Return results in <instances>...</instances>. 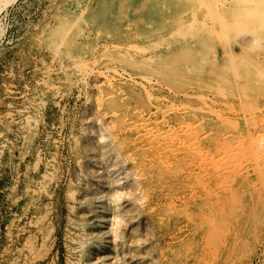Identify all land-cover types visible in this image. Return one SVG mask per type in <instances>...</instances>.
I'll return each instance as SVG.
<instances>
[{
    "label": "rangeland",
    "instance_id": "obj_1",
    "mask_svg": "<svg viewBox=\"0 0 264 264\" xmlns=\"http://www.w3.org/2000/svg\"><path fill=\"white\" fill-rule=\"evenodd\" d=\"M118 1L111 0L110 9L104 10L103 0H0V264H85L89 256L101 261L109 256L108 249L100 248L104 229L116 264L137 255L143 264H264V85L232 73L223 80V90L213 87L217 84L209 78L188 72L190 66L186 70L189 61L182 44L163 43L171 29L167 24L137 23L142 14L134 9L137 5ZM201 11L213 17L207 8ZM59 25L69 26L68 33L62 26L53 33ZM213 26L218 43L223 30ZM178 52L185 59L170 66ZM262 53L258 57L264 61ZM174 77L179 80L172 81ZM114 158L120 162L119 205L134 202L131 212L140 213L135 254L133 244L124 248L121 241L129 238L133 226L123 225L118 238L109 233L114 208L119 209L109 200L111 190L104 184L98 194L90 188L114 175ZM103 197L108 208L114 205L106 219L98 213ZM91 247L97 248L90 255L86 250Z\"/></svg>",
    "mask_w": 264,
    "mask_h": 264
},
{
    "label": "bare ground",
    "instance_id": "obj_2",
    "mask_svg": "<svg viewBox=\"0 0 264 264\" xmlns=\"http://www.w3.org/2000/svg\"><path fill=\"white\" fill-rule=\"evenodd\" d=\"M92 1V0H91ZM111 0H103V3H102V7L104 10H109V2ZM118 1V0H117ZM124 1V0H123ZM119 2V1H118ZM125 3H128L129 6H134V5H137L136 8H134L135 10L136 9H139L141 11V17L138 16V20H137V23L139 22H143L145 24L147 23H150L153 22L155 25H164V24H167V26L170 29V33L168 36H165V38L162 40L163 43L165 45L167 44H170V43H173V42H179L181 45V48L183 47L185 50H187V53L185 52V55L188 59V63L186 65V70L188 69V66H190L191 68L188 70V72H191L193 74H196V75H204L205 77L209 78L208 81L211 83V84H217L216 86H213V87H217L218 89L220 90H223L224 89V86L222 85L223 83V80L226 79V76L229 75V74H236V75H239L240 77H242L245 81H257L261 84L264 85V61H262L261 59H259L258 57V53H260L261 51H264V0H125ZM93 4V3H92ZM98 4H101L98 2ZM124 4V2L122 3ZM208 4H212V7L209 6L210 8H208ZM120 5V4H118ZM126 5V4H125ZM71 6V5H70ZM90 7V6H89ZM96 7V6H95ZM118 8V7H117ZM204 8H207L208 11L207 13L209 14L208 16L210 17V14L212 13L213 14V17L212 18H207V16H203L202 14H200V12H202L201 10L204 9ZM91 9V8H90ZM95 9V8H94ZM132 9V8H131ZM92 10V9H91ZM97 10V9H96ZM89 11V10H88ZM130 11V10H129ZM134 11V10H133ZM102 12V11H101ZM123 13V12H122ZM100 14V13H99ZM119 13H115L113 14V16H117ZM107 15V14H106ZM123 15H126V14H123ZM82 17V16H81ZM107 17V16H106ZM112 17V16H111ZM122 17V14L121 16ZM187 17H190V19L187 21L185 20ZM62 18V16H61ZM99 18V17H98ZM103 18V17H102ZM156 18V20H155ZM65 19V18H64ZM69 20V19H67ZM66 20V21H67ZM106 20V19H105ZM123 20V19H122ZM159 20V21H158ZM211 20V21H209ZM65 21V22H66ZM131 21V20H130ZM134 21V19H133ZM132 21V22H133ZM65 22H61V24H65ZM105 22V21H103ZM77 23V21H76ZM84 24H86L85 22H83ZM115 23V22H114ZM130 23V22H129ZM137 23H135L136 25H138ZM151 23V24H153ZM141 24V23H140ZM214 24H217L221 27V29L223 31H221V33L223 34V40H221L220 42H216L213 38V31H214ZM75 25V24H74ZM92 25V24H91ZM129 25V24H127ZM56 26V25H55ZM64 30L66 31V29L69 28V26L67 27V25H61ZM61 26L59 25L58 27H55V28H52L53 29V33L56 32V34L58 33V30L60 32L61 30ZM78 26V25H77ZM94 26V25H93ZM135 26V25H134ZM132 26V27H134ZM151 26V25H150ZM67 27V28H66ZM98 27V26H97ZM136 27V26H135ZM148 27V26H147ZM66 28V29H65ZM75 28V27H74ZM81 28V27H80ZM93 28V27H91ZM100 28V27H99ZM72 29V28H70ZM118 29V28H117ZM129 29V27H128ZM150 29V28H149ZM220 29V30H221ZM79 30V29H78ZM70 32L72 30H69ZM81 31V30H80ZM114 31V30H113ZM150 31V30H149ZM67 32V31H66ZM65 32V33H66ZM69 32V33H70ZM89 32V31H88ZM216 31H214L215 33ZM64 33V34H65ZM68 33V32H67ZM76 33V32H75ZM80 33V32H79ZM92 33V32H91ZM96 33V32H95ZM101 33V32H99ZM119 33V32H118ZM121 33V32H120ZM127 33V32H126ZM124 33V34H126ZM155 33V32H154ZM63 34V35H64ZM74 34V33H71V35ZM94 34V33H92ZM129 33H127L128 35ZM138 34H140L138 32ZM62 35V36H63ZM68 35V34H67ZM88 35V34H87ZM135 35V34H134ZM148 35V34H147ZM65 36V35H64ZM63 36V37H64ZM94 36V35H93ZM120 36V34H119ZM149 36V35H148ZM53 37V36H52ZM59 37V35H58ZM68 37V36H67ZM76 37V36H75ZM81 37V36H78V38ZM89 37V35H88ZM146 37V36H144ZM143 37V38H144ZM48 38V37H47ZM55 38V37H54ZM77 38V37H76ZM121 38V37H120ZM125 38V37H124ZM135 38V36H134ZM133 38V39H134ZM139 38V37H138ZM150 38V36H149ZM50 39V37H49ZM60 39V38H59ZM66 40V37L63 38ZM86 39V38H85ZM112 39V37H111ZM123 39V38H122ZM126 39V38H125ZM132 39V40H133ZM145 39V38H144ZM152 39V38H151ZM47 40V39H46ZM62 40V39H60ZM71 40V39H70ZM114 40V39H113ZM130 40V41H132ZM136 40V39H135ZM146 40V39H145ZM57 41V40H56ZM55 41V42H56ZM63 41V40H62ZM72 41V40H71ZM76 41V40H75ZM58 42V41H57ZM73 42V41H72ZM86 42V41H85ZM63 43V42H62ZM87 43V42H86ZM120 43V42H119ZM75 44V43H74ZM78 44V43H77ZM113 44V43H112ZM118 44V43H117ZM138 44V43H137ZM137 44H134V45H137ZM70 45H72L71 43H69V47H71ZM84 45V43H83ZM125 45V43H124ZM63 46V44H62ZM85 46V45H84ZM114 46V44H113ZM117 46V45H116ZM122 46V45H121ZM138 46V45H137ZM86 47V46H85ZM120 47V46H119ZM129 48V47H128ZM131 48V47H130ZM58 49V48H57ZM71 49V48H70ZM69 49V50H70ZM112 49V48H111ZM118 49V48H117ZM137 49V48H136ZM167 49V47H166ZM64 50V49H63ZM74 50V48H73ZM72 50V51H73ZM143 49H141L142 51ZM177 50V49H176ZM55 51V50H54ZM122 51V50H121ZM120 51V52H121ZM159 51V50H158ZM182 51V50H181ZM180 51V52H181ZM86 52V51H85ZM110 52V51H109ZM117 52V50H116ZM138 52V51H137ZM172 52V51H171ZM79 53V52H78ZM111 53V52H110ZM133 53V52H132ZM135 53V52H134ZM155 53V52H154ZM60 54V53H59ZM120 54V53H119ZM149 54V53H148ZM171 54V53H170ZM176 54V52H175ZM183 54V53H182ZM264 54V53H262ZM61 55V54H60ZM77 55V53H76ZM86 56V55H84ZM83 56V57H84ZM133 56V55H132ZM156 56V55H155ZM178 58H175V61L174 62H171V65L170 66H178L180 65V58L184 56H180V53L178 52V55H176ZM134 57V56H133ZM137 57V56H136ZM149 57V56H148ZM156 57H160L159 56H156ZM63 58V57H62ZM75 58V57H74ZM129 58V57H128ZM185 59V56L183 57ZM78 59V58H76ZM134 59V58H133ZM143 59V58H142ZM161 60V58H159ZM169 59V58H168ZM73 60V59H72ZM137 60V59H136ZM150 60H153L152 58ZM158 60V58H157ZM166 60V59H165ZM172 60V58H171ZM119 61V60H117ZM127 61V60H126ZM131 61V60H130ZM142 61V60H141ZM163 61V60H162ZM170 61V60H169ZM191 61V62H190ZM81 62V60H80ZM122 62V61H121ZM129 62V61H128ZM139 62V61H138ZM161 62V61H160ZM166 62V61H165ZM187 62V61H186ZM120 63V62H119ZM137 63V62H136ZM140 63V62H139ZM147 63V62H146ZM151 62H148L147 64H150ZM164 63V62H162ZM80 64V63H79ZM82 64V63H81ZM141 64H144V63H141ZM154 64V63H152ZM181 64H184V63H181ZM135 65H138V64H135ZM151 65V64H150ZM149 65V66H150ZM167 65V64H166ZM148 66V65H147ZM168 66V65H167ZM133 67V66H132ZM164 67V66H163ZM166 67V66H165ZM164 67V69H165ZM169 67V66H168ZM145 68V67H144ZM170 68V67H169ZM168 68V69H169ZM178 69L176 73H180L182 74V69H180L181 67H176ZM138 69V68H137ZM141 69V67H140ZM146 69V68H145ZM154 69V68H153ZM158 69H162L161 67L158 68ZM167 69V68H166ZM112 70V69H111ZM114 70V69H113ZM175 70V69H174ZM172 70V71H174ZM116 71V70H115ZM152 71V69H151ZM162 70H159L157 72H160ZM138 72V71H137ZM142 72V71H140ZM143 72H147V71H143ZM164 72V71H163ZM167 72V71H166ZM188 72L186 73L188 75ZM148 73H151V72H148ZM162 73V72H161ZM161 73H158V74H161ZM165 73V72H164ZM163 73V74H164ZM173 73V72H172ZM171 73V74H172ZM141 74V73H140ZM143 74V73H142ZM165 75V74H164ZM169 72H168V75L169 76ZM173 75V74H172ZM172 75H170L169 77H171ZM179 75V74H176V76ZM183 75H184V72H183ZM182 75V76H183ZM186 75V76H187ZM155 76V75H154ZM181 75H179L178 77L180 78ZM189 76V75H188ZM238 76V77H239ZM146 77V76H145ZM144 77V78H145ZM190 77V76H189ZM198 77V76H196ZM237 77V78H238ZM179 78H172L174 81H177L179 80ZM184 78V77H183ZM188 78V77H187ZM235 78V76L233 77ZM160 80L162 78H159ZM166 79V78H165ZM164 79V82H166ZM167 82H168V79H166ZM198 80V79H197ZM235 80V79H234ZM149 81V80H148ZM172 81H169V82H172ZM193 81V80H192ZM163 82V81H162ZM179 82V81H178ZM183 82V80L181 81ZM198 82V81H197ZM235 82V81H234ZM243 83V82H242ZM172 84H174V82H172ZM176 85H178L177 83H175ZM188 85V83H185ZM255 84V83H254ZM186 85V86H187ZM199 85V84H198ZM170 86V85H169ZM185 86V85H184ZM190 86V85H189ZM237 86V85H236ZM176 87V86H175ZM200 87V85H199ZM195 88V86H194ZM242 88V86H241ZM259 88V87H258ZM203 89V88H202ZM238 89V88H237ZM186 90V89H185ZM200 90V89H198ZM181 92V91H180ZM197 92V91H195ZM243 92V91H242ZM186 93V92H185ZM204 93V92H203ZM216 93V92H214ZM206 94V93H205ZM238 94V93H237ZM203 96V95H202ZM239 96V95H238ZM182 97V96H181ZM189 97V96H188ZM225 97V96H224ZM230 97V96H228ZM202 98V97H201ZM185 110V109H184ZM257 110V109H256ZM94 111V110H93ZM250 111V110H249ZM254 112V111H252ZM120 114V113H119ZM96 115V114H95ZM251 115V114H250ZM94 116V115H93ZM119 116V115H118ZM218 116V115H216ZM245 116V115H244ZM88 120V119H87ZM164 121V120H163ZM246 121V120H245ZM221 122V121H220ZM229 122V121H228ZM163 124V123H162ZM188 124V123H187ZM186 124V125H187ZM178 127V126H177ZM210 128V127H209ZM160 129V128H159ZM165 129V128H164ZM208 130V129H207ZM225 130V129H223ZM97 131V130H96ZM169 131V130H168ZM167 131V132H168ZM181 131V130H180ZM231 131V130H230ZM99 132V131H98ZM161 132V131H160ZM159 132V133H160ZM163 132V131H162ZM172 132V131H171ZM176 132V131H175ZM210 132V131H209ZM215 132V131H214ZM157 133V132H156ZM173 133V132H172ZM217 133V131H216ZM236 133V132H235ZM161 134V133H160ZM178 134V132H177ZM209 134V133H208ZM215 134V133H214ZM218 134V133H217ZM221 134V133H220ZM233 133H231L232 135ZM168 135V134H167ZM216 135V134H215ZM228 135V134H227ZM235 135V134H234ZM233 135V136H234ZM162 136V135H160ZM165 136V134H164ZM186 136V135H185ZM184 136V137H185ZM195 136V135H194ZM219 136V135H218ZM230 136V135H229ZM105 137V136H102V138ZM180 137V136H179ZM183 137V136H182ZM214 137V136H213ZM222 137H224V135H222ZM154 138V137H153ZM174 138V136H173ZM231 138V137H229ZM264 138V137H263ZM99 139V138H98ZM106 139V138H105ZM104 139V140H105ZM155 139V138H154ZM160 139V138H159ZM157 139V140H159ZM166 139V138H165ZM168 139V138H167ZM170 139V138H169ZM183 139V138H182ZM187 139V138H186ZM193 139V138H192ZM234 139V138H233ZM103 140V143L105 144ZM163 140V139H162ZM180 140V139H179ZM205 140V139H204ZM217 140V139H216ZM225 140V139H224ZM223 140V141H224ZM227 140V139H226ZM169 141V140H168ZM172 141V140H171ZM174 141V140H173ZM187 142L189 140H186ZM263 142V140H261ZM96 142V141H95ZM255 141L253 140V142H251L250 145H252ZM102 143V142H101ZM102 143V144H103ZM193 143V142H192ZM206 143V142H205ZM221 143V142H220ZM238 143V142H237ZM153 144V143H152ZM158 144V143H157ZM165 144V143H163ZM162 144V145H163ZM194 144V143H193ZM192 144V145H193ZM199 144V143H197ZM212 144V143H211ZM174 145V144H173ZM178 145V144H176ZM186 145V144H185ZM189 145H190V142H189ZM188 145V146H189ZM196 145V144H195ZM207 145V144H206ZM241 145V144H240ZM239 145V146H240ZM259 145V144H258ZM263 147H264V143L262 144ZM179 146V145H178ZM183 146V145H182ZM194 146V145H193ZM217 146V145H216ZM106 147V145H105ZM108 147V146H107ZM191 147V146H190ZM211 147V145H210ZM227 147V146H226ZM100 148V147H99ZM178 148V147H177ZM180 150H181V147H179ZM193 148V147H192ZM197 148V147H196ZM219 148V147H218ZM252 148V147H251ZM257 148V147H256ZM166 149V148H165ZM184 149V148H183ZM186 149V148H185ZM188 149V148H187ZM203 149V148H202ZM255 149V148H254ZM264 148H262L263 150ZM92 150V149H91ZM157 150V149H156ZM179 150V151H180ZM207 150H210V149H207ZM219 150V149H217ZM224 150V149H223ZM252 150V149H251ZM250 150V151H251ZM164 151V149H163ZM170 151V149H169ZM172 151V150H171ZM175 151V150H174ZM183 151V150H182ZM186 151V150H184ZM190 151V149L188 150ZM194 152V150H192ZM236 151V150H235ZM255 151V150H253ZM252 151L251 155L254 153ZM259 151V150H258ZM100 152V151H99ZM167 152V151H166ZM165 152V153H166ZM193 152L191 154H193ZM201 152V151H200ZM227 152V151H226ZM263 153L264 155V152L263 151H260ZM259 152V153H260ZM106 153V152H105ZM158 153V152H157ZM197 153V152H196ZM173 154V153H172ZM221 153H219L220 155ZM224 154V153H223ZM236 153L232 154L235 155ZM255 154V153H254ZM261 154V153H260ZM259 154V156H260ZM158 155V154H157ZM183 155V154H182ZM199 155V153L197 154ZM206 155V153H205ZM210 155V154H209ZM208 155V156H209ZM257 155V154H256ZM161 156V155H160ZM163 156V155H162ZM165 156V155H164ZM178 156V155H177ZM180 156V155H179ZM178 156V157H179ZM184 156V155H183ZM204 156V155H203ZM201 156V157H203ZM218 156V154H217ZM221 156V155H220ZM224 156V155H223ZM231 156V157H232ZM258 156V155H257ZM103 157V156H101ZM166 157H168V155H166ZM182 157V156H181ZM190 157V156H189ZM188 157V159H189ZM207 157V156H206ZM227 157V156H225ZM249 157V156H248ZM107 158V157H106ZM158 158V157H157ZM160 158V157H159ZM180 158V157H179ZM241 158V157H240ZM239 158V160H240ZM250 158V157H249ZM255 158V157H254ZM112 159V158H110ZM117 159V158H116ZM183 159V157H182ZM194 159V158H193ZM198 159V158H197ZM199 159L202 160V158L199 157ZM224 159V158H223ZM259 159V157H258ZM115 158L112 160L113 162ZM169 160V159H168ZM204 160V159H203ZM217 160V158H216ZM221 160V159H220ZM111 161V160H110ZM176 161V159H175ZM190 161V160H189ZM195 161V160H194ZM222 161V160H221ZM220 161V162H221ZM236 161V160H235ZM256 159L254 160V163H255ZM174 162V161H173ZM185 162V161H184ZM200 162V161H199ZM205 162V160L203 161ZM202 162V164H203ZM218 162V161H217ZM238 164H239V161H237ZM111 164H113L112 162H110ZM109 163V165H110ZM120 163V162H119ZM117 162H115L113 164V173L114 175L110 177L109 180H107L106 178L105 179H101L98 178V177H95V178H98L100 181H96V182H93L91 185H90V188L91 189H94V193L96 192L98 194V187L101 186V185H106V187L108 189L111 190V193H109V200L112 199L113 201L112 202H115L118 206L120 204V201H121V198H122V194H121V190H120V187H119V182H120V176H117V172H118V164ZM198 163V162H197ZM209 163V162H208ZM222 163V162H221ZM234 164V162H231ZM264 163V162H263ZM211 164V163H210ZM213 164L215 165L216 163L213 162ZM220 164V163H219ZM229 164V163H228ZM227 164V165H228ZM243 164V163H242ZM252 164V163H251ZM256 166L258 165L257 162L255 163ZM262 164V163H261ZM120 165V164H119ZM195 165V164H194ZM204 165V164H203ZM202 165V166H203ZM226 165V166H227ZM241 164H239L240 166ZM193 166V165H191ZM200 166V165H199ZM198 166V167H199ZM211 167L214 168V166L212 165H209ZM216 166H219L218 163L216 164ZM234 166H236L234 164ZM259 166V165H258ZM107 167V166H106ZM112 167V166H111ZM174 167V166H173ZM196 167V166H195ZM201 167V166H200ZM208 167V166H207ZM225 167V166H224ZM231 167V166H230ZM110 168V166H109ZM206 168V166H205ZM209 168V167H208ZM206 168V169H208ZM212 168V169H213ZM218 168V167H216ZM215 168V169H216ZM256 168V167H254ZM258 168V167H257ZM256 168V169H257ZM121 169V168H120ZM169 169V168H168ZM194 169V167H193ZM202 169V168H201ZM214 169V170H215ZM223 169V168H222ZM225 169H228V168H225ZM231 169V168H230ZM247 169V168H246ZM245 169V170H246ZM132 170V169H131ZM171 170V169H170ZM185 170V169H184ZM253 170V169H252ZM258 170V169H257ZM103 171V170H102ZM111 171V170H109ZM122 171V170H121ZM192 171V170H191ZM191 171H189L191 173ZM201 171V170H200ZM213 171V170H212ZM217 171V170H216ZM224 171V170H223ZM222 171V172H223ZM230 171V170H229ZM233 171V170H232ZM242 171V170H241ZM240 171V172H241ZM254 171V170H253ZM194 172V171H193ZM197 172V171H196ZM202 172V171H201ZM238 172V173H240ZM246 172V171H245ZM112 173V172H111ZM110 173V174H111ZM122 173V172H121ZM120 173V174H121ZM200 173V172H199ZM235 173V172H234ZM109 174V176H110ZM119 174V173H118ZM119 174V175H120ZM166 174V173H165ZM195 174V173H194ZM201 174V173H200ZM210 175V173H207ZM223 174V173H222ZM231 174V173H230ZM229 174V175H230ZM233 174V173H232ZM237 174V173H236ZM254 174H256L254 172ZM258 174V173H257ZM96 175V174H94ZM188 175V174H187ZM203 175V174H202ZM216 175V174H215ZM259 175V174H258ZM262 176V173L260 174ZM194 176V175H193ZM227 176V175H226ZM232 176V175H231ZM235 176V175H234ZM253 176V175H252ZM251 176V177H252ZM120 177V178H119ZM185 177V176H184ZM184 177H182V179H184ZM224 178V175L222 176ZM228 178L230 176H227ZM226 177V178H227ZM250 177V176H249ZM258 177V176H257ZM256 177V178H257ZM201 178V177H200ZM207 178V177H206ZM227 178V179H228ZM259 178V177H258ZM257 178V179H258ZM173 179V178H172ZM215 179V177H214ZM227 179H224L227 181ZM230 179H233V178H230ZM229 179V180H230ZM255 179V178H254ZM261 179V178H260ZM122 180V179H121ZM124 180V179H123ZM223 180V179H222ZM223 180V181H224ZM238 180V179H237ZM207 181V180H206ZM226 181L224 183H226ZM259 181V179H258ZM122 182V181H121ZM132 182V181H131ZM203 182V180H202ZM201 182V183H202ZM210 182V181H209ZM216 182V181H215ZM227 182H232L231 180L230 181H227ZM240 182V181H239ZM259 182H262L261 180ZM205 184V181L203 182ZM224 183H222V185L224 186ZM237 183V182H236ZM252 183V182H251ZM172 184V183H171ZM220 184V182H219ZM262 184V183H260ZM264 184V183H263ZM164 185V184H163ZM167 185V183L165 184ZM203 185V184H202ZM211 185V183H210ZM221 185V184H220ZM229 185V184H228ZM133 186V185H132ZM169 186V185H168ZM214 186V185H213ZM219 186V185H218ZM242 186V185H241ZM240 186V187H241ZM248 186V184H247ZM245 185V187H247ZM104 187V186H103ZM125 187V186H124ZM123 187V188H124ZM138 187V186H137ZM162 187V186H161ZM225 187V186H224ZM223 187V188H224ZM134 188V187H133ZM165 188V186H164ZM193 188V187H192ZM195 188V187H194ZM193 188V189H194ZM207 188V187H206ZM210 188V187H209ZM233 188V187H232ZM262 188V187H261ZM90 189V190H91ZM188 189V188H187ZM201 189V188H200ZM220 189V188H219ZM222 189V188H221ZM225 189V188H224ZM231 189V188H230ZM243 189V188H242ZM107 190V189H106ZM192 190V189H191ZM209 190V189H208ZM213 190V189H212ZM218 190V189H217ZM216 190V191H217ZM226 190V189H225ZM229 190V189H228ZM241 190V188H240ZM264 190V188H263ZM100 191V190H99ZM195 191V190H194ZM196 191L197 188H196ZM211 191V190H209ZM129 192V191H128ZM127 192V193H128ZM207 192V191H206ZM212 192V191H211ZM235 192V191H234ZM264 192V191H263ZM100 193V192H99ZM123 193H124V190H123ZM132 193V192H131ZM163 193V192H162ZM200 193V192H198ZM215 193V192H214ZM212 193V195L214 194ZM220 193V192H219ZM227 193V192H226ZM129 194V193H128ZM205 194V193H204ZM209 194V193H208ZM211 194V193H210ZM209 194V195H210ZM215 194H218V193H215ZM233 194V192H232ZM264 194V193H263ZM96 195V194H95ZM132 195V194H131ZM195 195V193H194ZM199 195V194H197ZM207 195V194H206ZM127 197V195H124ZM130 196V195H129ZM201 196V194H200ZM222 196V195H221ZM230 196V195H229ZM234 198L236 197L234 194H233ZM232 196V197H233ZM250 196V195H249ZM258 196V195H256ZM255 196V197H256ZM85 197V196H84ZM126 197H123L124 198V201H125V198ZM132 197V196H131ZM171 197V196H169ZM187 197V196H186ZM197 197V196H196ZM199 197V196H198ZM205 197V196H204ZM213 197V196H211ZM216 198H218L216 195H215ZM254 197V198H255ZM264 197V196H263ZM133 198V197H132ZM154 198V197H153ZM183 199V197H181ZM201 198V197H200ZM248 198V197H247ZM251 198V197H250ZM188 200V198H185ZM202 199V198H201ZM222 199V198H221ZM127 200V199H126ZM130 200V199H129ZM210 200V199H209ZM215 200V199H214ZM231 200V198H230ZM234 201V199H232ZM236 200V198H235ZM256 200V199H255ZM136 201V200H135ZM162 201V200H161ZM257 201V200H256ZM260 201V200H259ZM111 202V203H112ZM127 202V201H126ZM194 202V201H193ZM217 202V201H216ZM216 202L214 201V203L216 204ZM249 202V201H248ZM122 203V202H121ZM129 203V202H128ZM131 203V202H130ZM170 203V202H169ZM176 203V202H174ZM209 203V201H208ZM221 203V201H220ZM219 203V204H220ZM223 203V202H222ZM229 203V202H228ZM231 203V201H230ZM229 203V204H230ZM238 203V202H237ZM261 203V201H260ZM100 204L102 205V208H101V211H99V218L101 219H106V216L108 213H110V208H113L112 206L113 203H112V206L110 207V204H109V208H108V203H107V197H103L100 201ZM124 204V203H123ZM127 204V203H126ZM136 204V203H135ZM153 204V203H152ZM164 204V203H163ZM168 204V203H167ZM181 204V203H180ZM186 204V202H185ZM188 204V203H187ZM204 204V202H203ZM212 204V203H211ZM232 204V203H231ZM252 204V203H251ZM262 204V203H261ZM122 206V204H120ZM119 205V206H120ZM159 205V204H158ZM157 205V206H158ZM174 205V204H173ZM178 205V204H177ZM176 205V206H177ZM201 205V204H200ZM206 205V204H205ZM213 205V204H212ZM222 205V204H221ZM224 205V204H223ZM115 206V207H116ZM119 209H116L114 208V212L112 213L114 215V218H112V221L110 222L109 221V233H113L114 237L115 238H118L120 236H123V232L125 231V227H123V225H126V228H127V225L130 224V226H133V230L131 232V234L129 235V238L126 237L125 240H121V241H124L123 242V247L126 248L128 247V242L133 244L132 247H134V253L135 254L136 252H139L138 249H137V243H138V240H139V231H138V227H136V224L137 222L139 221V215L140 213L137 211L136 214H133L131 212V208L133 207L134 208V202H133V205L131 207L130 204L129 206H126V207H119ZM139 206V205H137ZM183 206V205H182ZM208 206V205H207ZM210 206V204H209ZM227 206V204L225 205ZM232 206V205H231ZM260 206V205H259ZM258 206V207H259ZM151 207V206H150ZM171 207V206H170ZM175 207V206H174ZM201 207V206H200ZM211 207V206H210ZM218 207V206H216ZM233 207V206H232ZM250 207V206H249ZM263 207V206H262ZM261 207V208H262ZM136 208V207H135ZM154 208V207H153ZM194 208V206H193ZM212 208V207H211ZM220 208V207H219ZM218 208V209H219ZM225 208V207H224ZM175 209V208H174ZM178 209V208H177ZM176 209V210H177ZM181 209V208H180ZM221 209V208H220ZM248 209V208H247ZM263 209V208H262ZM136 210V209H135ZM139 210V209H138ZM240 210V209H239ZM252 210V209H251ZM171 213H172V210H170ZM179 211V210H178ZM199 211V210H198ZM209 211V210H208ZM224 211V210H223ZM142 212V211H140ZM200 212V211H199ZM204 212V211H203ZM232 212H235L234 209ZM170 213V215H171ZM209 213V212H208ZM220 213V211H219ZM252 213V212H251ZM250 213V214H251ZM198 214V213H197ZM238 214V212L236 213ZM241 214V213H239ZM245 214V213H244ZM112 215V216H113ZM196 215V214H195ZM142 216V214H141ZM193 216V215H192ZM204 216V215H202ZM206 216H207V213H206ZM224 216V215H223ZM264 216V214H263ZM189 217V215H188ZM201 217V216H199ZM208 217V216H207ZM217 217V216H216ZM137 218V219H136ZM211 218H212V215H211ZM215 218V217H214ZM247 218V217H246ZM262 218V217H261ZM141 219V218H140ZM172 219V218H171ZM181 219V218H180ZM190 219V218H189ZM234 219V218H233ZM254 219V218H253ZM264 219V218H263ZM108 220V219H107ZM198 220V219H197ZM220 220V219H219ZM224 220V219H223ZM259 220H262V219H259ZM192 221V220H191ZM199 221V220H198ZM196 221V222H198ZM222 221V220H221ZM232 221V220H231ZM257 221V220H256ZM217 222V221H215ZM242 222V221H241ZM259 222V221H258ZM208 223V222H207ZM220 223V222H219ZM218 223V224H219ZM246 223V222H245ZM200 224V223H199ZM252 224V223H251ZM147 225V224H146ZM184 225V223H183ZM189 225V223H188ZM194 225V224H193ZM225 225V224H223ZM222 225V227H223ZM140 226V225H139ZM186 226V225H185ZM235 226V225H234ZM107 227V228H108ZM190 227V226H189ZM140 228V227H139ZM228 228V227H227ZM235 228V227H234ZM246 228V227H245ZM243 228V229H245ZM215 229V228H214ZM241 229V228H240ZM254 228H252L253 230ZM105 230V229H104ZM104 230H102L104 232ZM190 230V229H189ZM188 230V231H189ZM199 230V229H198ZM174 231V230H173ZM197 231V230H196ZM204 231V230H203ZM214 231V230H213ZM227 231V230H226ZM231 231V230H230ZM229 231V232H230ZM234 231V230H233ZM232 231V232H233ZM242 231V230H241ZM263 231V230H262ZM102 232V235H101V244L103 247H100L101 249H108L107 250V253L109 254V256H106L104 255L105 257H103V259L100 261V257H98L97 259V263L96 261L93 260V258L91 256L88 257V259H86V263L85 264H116L114 262V258H110L111 255V247H109L106 242V235H107V232L105 231L104 233ZM147 232V231H146ZM192 232V231H191ZM228 232V233H229ZM235 232V231H234ZM252 232V231H251ZM127 233V232H126ZM231 233V232H230ZM242 233V232H241ZM254 233V232H253ZM101 234V232H100ZM125 234V233H124ZM202 234V233H201ZM249 234V233H248ZM150 235V234H149ZM176 235V234H175ZM219 235V234H218ZM234 235V234H233ZM242 235V234H241ZM254 235V234H252ZM264 235V234H263ZM99 236V235H98ZM173 236V235H172ZM178 236V235H177ZM193 236V235H192ZM198 236V235H197ZM100 237V236H99ZM169 237V236H168ZM211 237V236H210ZM240 237V236H239ZM193 238V237H192ZM197 238V237H196ZM244 238V237H243ZM114 239V238H113ZM121 239V238H120ZM119 239V240H120ZM131 239V240H130ZM169 239V238H168ZM184 239V238H183ZM182 239V240H183ZM206 239V237H205ZM241 239V238H240ZM145 240V239H144ZM192 240V239H191ZM196 240V239H195ZM203 240V239H202ZM220 240V239H219ZM245 240V239H244ZM141 241V240H140ZM161 241V240H160ZM159 241V242H160ZM163 241V240H162ZM174 241V240H173ZM194 241V240H193ZM210 241V239H209ZM221 241V240H220ZM225 241V240H224ZM243 241V240H242ZM247 241V240H246ZM258 241V240H257ZM256 241V242H257ZM202 242V241H201ZM218 242V241H217ZM222 242V241H221ZM255 242V243H256ZM259 242V241H258ZM261 242V241H260ZM162 243V242H161ZM160 243V244H161ZM168 243V242H167ZM203 243V242H202ZM241 243V242H240ZM255 243L254 246H255ZM119 244V243H118ZM139 244V243H138ZM144 244V243H143ZM170 244V243H169ZM184 244V243H183ZM204 244V243H203ZM219 244V243H218ZM233 244V242H232ZM245 244V243H244ZM257 244V243H256ZM259 244V243H258ZM121 245V246H122ZM142 245V244H141ZM165 245V243H164ZM181 245V244H180ZM194 245V244H193ZM205 245V244H204ZM207 245V244H206ZM229 245V244H228ZM238 245V244H237ZM242 245V244H241ZM249 245V244H248ZM262 245V244H261ZM219 245H217L218 247ZM240 246V245H238ZM237 246V247H238ZM244 246H247V245H244ZM117 247V246H116ZM196 247V246H195ZM205 247V246H203ZM225 247V246H224ZM257 247V246H256ZM97 248V247H96ZM96 248H93L91 247V249L89 248V250H86V252L88 251V253L93 254L95 251H96ZM99 248V249H100ZM115 248V247H114ZM201 248V247H200ZM262 248V247H261ZM141 249V247H140ZM148 249V247H147ZM180 249V248H178ZM195 249V248H194ZM215 249V248H214ZM238 249V248H237ZM245 249V248H244ZM78 250V249H77ZM145 250V249H144ZM151 250V249H150ZM149 250V251H150ZM224 250V249H223ZM222 250V251H223ZM250 250H251V247H250ZM114 251V249H113ZM205 251V250H204ZM209 251V250H208ZM263 251V250H262ZM132 252V251H131ZM143 252V251H142ZM147 252V250L145 251ZM183 252V251H182ZM191 252V251H190ZM196 252V251H195ZM220 252V251H219ZM251 252V251H250ZM106 253V254H107ZM128 253V252H127ZM86 254V253H85ZM99 254V253H97ZM129 256H130V253H128ZM132 254V253H131ZM132 254V255H133ZM139 254V253H137ZM141 254V253H140ZM146 254V253H145ZM197 254V253H196ZM195 254V255H196ZM204 254V253H203ZM88 255V254H87ZM126 255V253H125ZM124 255V256H125ZM131 255V256H132ZM184 255V254H183ZM202 255V254H201ZM208 255V254H207ZM94 256V255H93ZM99 256V255H98ZM118 256V255H117ZM122 256V254L120 255ZM128 256V257H129ZM148 256V254H147ZM219 256V255H218ZM217 256V257H218ZM246 256V254H245ZM249 256V255H248ZM86 257V255H85ZM96 257V256H95ZM141 257V256H140ZM140 257L137 256H134V258L131 260V262H129L130 258L128 259V261H122L121 260V263L120 264H143L141 260L143 259H140ZM202 257V256H201ZM216 257V258H217ZM256 257V256H255ZM117 258V257H116ZM115 258V261L117 262ZM119 258V257H118ZM143 258V257H142ZM223 258V257H222ZM237 258V256L235 257ZM258 258V257H257ZM166 259V258H165ZM168 259V258H167ZM166 259V260H167ZM181 259V258H180ZM194 259V258H193ZM196 259V258H195ZM205 259V258H204ZM214 259V258H213ZM248 259V258H246ZM254 259V258H253ZM183 260V259H182ZM235 260V259H234ZM251 260V259H250ZM160 261V260H158ZM189 261V260H188ZM249 261V260H248ZM190 262V261H189ZM200 262V260H199ZM216 262V261H214ZM247 262V261H246ZM251 262V261H250ZM165 263V262H164ZM194 263V261H193ZM198 262H195L194 264H196ZM118 264V263H117ZM182 264V263H181ZM246 264V263H245Z\"/></svg>",
    "mask_w": 264,
    "mask_h": 264
}]
</instances>
